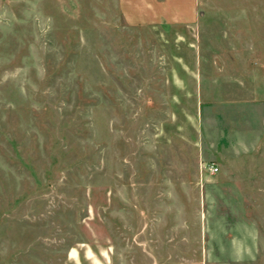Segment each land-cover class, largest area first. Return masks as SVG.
<instances>
[{
    "label": "rangeland",
    "instance_id": "rangeland-1",
    "mask_svg": "<svg viewBox=\"0 0 264 264\" xmlns=\"http://www.w3.org/2000/svg\"><path fill=\"white\" fill-rule=\"evenodd\" d=\"M120 1L0 0L5 262L264 264V0Z\"/></svg>",
    "mask_w": 264,
    "mask_h": 264
},
{
    "label": "crops",
    "instance_id": "crops-1",
    "mask_svg": "<svg viewBox=\"0 0 264 264\" xmlns=\"http://www.w3.org/2000/svg\"><path fill=\"white\" fill-rule=\"evenodd\" d=\"M152 2H153V0H136V1H134V0H121L119 2V6H120L122 13H124L127 20L130 23L145 25L146 23H155L153 21H156V19L158 21L160 20V16H158V15H156L152 19H148L145 21L143 20L145 18V10L149 7L151 8ZM195 10H196V7H195ZM147 14H148V12H147ZM159 23H160V21H159ZM78 253H79V251L77 248L71 249L69 257L71 259H73V261H74L72 264H82V262L80 263V261L78 260V258H79ZM4 258H5L4 254L2 253V251H0V264H8L5 262Z\"/></svg>",
    "mask_w": 264,
    "mask_h": 264
},
{
    "label": "built area",
    "instance_id": "built-area-1",
    "mask_svg": "<svg viewBox=\"0 0 264 264\" xmlns=\"http://www.w3.org/2000/svg\"><path fill=\"white\" fill-rule=\"evenodd\" d=\"M209 169H211L212 171H216V170H218L217 169V167L216 166H214V164H211L210 166H209Z\"/></svg>",
    "mask_w": 264,
    "mask_h": 264
}]
</instances>
